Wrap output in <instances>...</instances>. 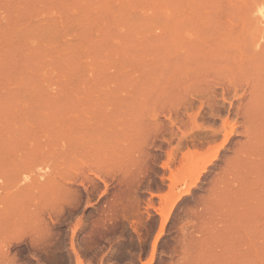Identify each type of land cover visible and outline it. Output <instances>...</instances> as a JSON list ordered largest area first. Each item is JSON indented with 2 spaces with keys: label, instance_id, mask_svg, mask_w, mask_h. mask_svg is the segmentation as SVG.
I'll use <instances>...</instances> for the list:
<instances>
[{
  "label": "rangeland",
  "instance_id": "1",
  "mask_svg": "<svg viewBox=\"0 0 264 264\" xmlns=\"http://www.w3.org/2000/svg\"><path fill=\"white\" fill-rule=\"evenodd\" d=\"M0 264H264V0H0Z\"/></svg>",
  "mask_w": 264,
  "mask_h": 264
},
{
  "label": "bare ground",
  "instance_id": "2",
  "mask_svg": "<svg viewBox=\"0 0 264 264\" xmlns=\"http://www.w3.org/2000/svg\"><path fill=\"white\" fill-rule=\"evenodd\" d=\"M187 2H188V1H187ZM170 3H171V2H170ZM192 7H194V6H192ZM187 8H189V6H188ZM190 9H191V7H190ZM177 29H178V28H177ZM168 31H170V30H168ZM179 31H180V29H179ZM179 31H177V32L179 33ZM172 32H174V31H172ZM178 33H177V34H178ZM169 35H170V33H169ZM169 35L167 34V36H169ZM171 35H172V33H171ZM171 35H170V36H171ZM168 38H169V37H168ZM202 39H203V38H202ZM202 39H200V41H201V42H205V40L202 41ZM204 39H205V36H204ZM206 42H207V41H206ZM167 47H168V46H167ZM169 47H170V45H169ZM168 50H169V49H168Z\"/></svg>",
  "mask_w": 264,
  "mask_h": 264
}]
</instances>
